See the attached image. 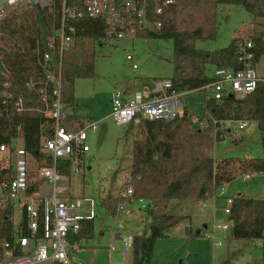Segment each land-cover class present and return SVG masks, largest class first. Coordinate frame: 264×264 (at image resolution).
Here are the masks:
<instances>
[{"label":"trees","instance_id":"16d2710c","mask_svg":"<svg viewBox=\"0 0 264 264\" xmlns=\"http://www.w3.org/2000/svg\"><path fill=\"white\" fill-rule=\"evenodd\" d=\"M230 4L242 6L254 21L246 33L240 28L229 44L215 50L195 47L197 40H212L218 26L217 6ZM264 17V0H177L153 19L160 22L158 28L146 31L138 37H154L171 40L172 87L176 92L200 89L214 78L207 66L237 69L238 49L244 39L253 44L254 64L264 55V23L256 18ZM53 15L38 6L30 8L23 0L4 4L0 13V59L9 73L8 80L12 100L7 115L0 117V142H8L18 131L21 143L39 166L51 165V157L40 151L43 137L41 128L47 117L41 112L43 103L37 94L26 86L27 80L42 77L35 63V47L43 49L53 34ZM106 25L101 19L84 15L77 30L75 44L62 55L61 102L65 108L74 107V80L95 77V50L101 43ZM21 99L26 110L18 112L16 102ZM206 125L199 128L182 116L172 121H142V136L132 141L128 153L129 175L133 187L131 199L148 200L145 210L150 218L148 232L142 231L133 238L131 264H150L157 239L176 226L185 216L166 214L165 207L171 200H206L222 187L243 174L264 173V81H259L254 91L243 98L225 95L216 100L210 96L203 101ZM247 119L257 124L262 147L261 156L224 157L217 162L211 152L215 144L216 122ZM215 121V122H214ZM65 126L80 128L84 118L68 114ZM131 123L129 124V126ZM127 133L131 134L129 127ZM39 181H29L27 191L36 190ZM230 207L232 220L230 234L235 239L264 238V199L235 195ZM101 207L113 215L116 199L107 195ZM11 207L0 210V257L2 244L12 239ZM88 233L92 221L85 224ZM197 229L195 233L197 234ZM192 229L186 228L191 235ZM200 233V232H199ZM198 233V234H199ZM238 253L232 252L219 264H229ZM264 264V248L262 254Z\"/></svg>","mask_w":264,"mask_h":264},{"label":"built area","instance_id":"2783aa9c","mask_svg":"<svg viewBox=\"0 0 264 264\" xmlns=\"http://www.w3.org/2000/svg\"><path fill=\"white\" fill-rule=\"evenodd\" d=\"M16 0H9L12 4ZM32 8L38 6L53 15L55 30L46 41V47H35V63L42 77L29 79L26 86L32 89L43 103L41 112L47 117V124L41 128L43 134L40 151L51 157V165L39 166L38 176L46 183L47 191H27L29 182L28 154L22 143L20 132L8 142H0V210L11 207L12 239L2 244L0 264H83L80 253L84 239L80 230L97 216V206L103 198L91 195H72L69 176L79 172L84 164L89 147L86 143V130L97 128V122L87 120L80 128L65 126L68 115L61 102L62 55L75 44L80 19L86 15L92 19H101L106 31L101 43L121 38H136L140 34L158 28L160 22L153 17L160 15L177 0H23ZM2 7L0 8V13ZM131 61L132 56L126 55ZM237 69L231 67L214 68L213 80L200 89L216 100L225 95L243 98L254 91L259 77L254 64L253 44L244 39L238 49ZM133 70L136 63L131 62ZM9 73L0 72V117L7 115L12 91L8 80ZM169 77L152 80V88H140L130 94L124 88L116 87L111 92V117L118 126L129 125L141 119L172 121L182 115L181 92H176ZM188 92V91H186ZM16 110H26L21 99L16 102ZM196 122L198 118L192 116ZM236 131L244 130L249 120H234ZM248 175H243L247 179ZM223 192V186L219 187ZM133 193L129 185L121 195L114 217L128 213ZM141 209L147 208L144 199L138 198ZM222 208L225 222L213 220L201 231L210 237L214 247L221 245L226 236L218 237L219 231L231 229L229 219L231 196L226 197ZM145 211V210H144ZM15 213L17 214L16 220ZM119 232L115 237L121 243V249L109 245V253L119 252L125 260L131 259L133 238L140 232L123 229L118 223ZM110 264H113L112 261Z\"/></svg>","mask_w":264,"mask_h":264},{"label":"rangeland","instance_id":"374dc122","mask_svg":"<svg viewBox=\"0 0 264 264\" xmlns=\"http://www.w3.org/2000/svg\"><path fill=\"white\" fill-rule=\"evenodd\" d=\"M218 26L216 36L212 40H197L195 47L204 50H215L227 46L234 34V30L240 28L246 33L251 28L253 16L242 6L220 4L217 6ZM172 46L171 40L154 37L121 38L117 40L100 43L95 50L94 72L92 78H76L74 80L75 106L65 109L67 114H72L87 120L97 122L95 130L87 129L86 143L89 151L86 152L84 164L79 172H73L69 176L70 193L72 195H91L96 198H104L111 195L116 199V206L121 199L122 193L131 184L129 175L128 153L131 149L134 125L140 126L142 136V120L131 123V125L118 126L111 117V92L116 88H128L132 90L133 85L140 88H152V80H159L172 75ZM130 54L132 60L126 59ZM136 63L137 69L133 70L130 63ZM214 67L207 68L212 74ZM256 72H264V57L257 65ZM139 88V87H138ZM183 104V112H187L188 118L203 128L206 125V117L203 112V101L207 98L204 91H183L180 95ZM182 112V113H183ZM183 115V114H182ZM180 115V116H182ZM178 116V117H180ZM192 116L198 120L194 122ZM215 122V121H214ZM137 123V124H135ZM220 130L224 135L221 141H215L213 159L218 160L229 157H252L261 156L262 147L260 133L255 122H251L241 132H237V123H220ZM132 133H127L128 128ZM226 129V131H225ZM231 130L227 132V130ZM134 136V134H133ZM137 139V138H136ZM29 181L37 180L38 163L28 156ZM40 182V181H39ZM42 191H47L48 186L42 183ZM264 179L259 176L253 180H243L237 177L232 180L226 188V193L236 195L238 192L246 195L260 197L264 196ZM145 201V199H144ZM148 201V200H147ZM194 199L171 200L165 207L166 214H180L185 218L176 226L166 231V236L155 242L153 256L150 264H190L186 260L187 255L197 256L192 264H219L232 252L238 253L231 259L229 264H262L264 240L235 239L231 237L230 229L216 233L218 237L225 235L219 247L213 246L210 237L202 235L210 223L208 218L202 215L213 211L214 207L223 208L226 204L225 197L210 200L203 208H199L200 202ZM133 203V204H132ZM130 207L133 215L114 217L109 215L101 205L97 206V216L93 221V236L88 239L85 250L80 253L83 264H131V259L125 260L119 252L109 253L111 242L110 229H117L118 223L126 224V230L136 232H148L150 218L147 216V208L140 209L141 203L135 199ZM145 203V202H144ZM148 206V202L145 203ZM214 204V205H213ZM201 210V211H200ZM15 220L17 214L15 213ZM218 222H225L221 217ZM192 229V234H186V228ZM101 229H107L100 234ZM200 230L196 234L195 230ZM198 230V231H199ZM115 247L121 249V243H114Z\"/></svg>","mask_w":264,"mask_h":264},{"label":"crops","instance_id":"0c3cea01","mask_svg":"<svg viewBox=\"0 0 264 264\" xmlns=\"http://www.w3.org/2000/svg\"><path fill=\"white\" fill-rule=\"evenodd\" d=\"M256 21H260V22H262V23H264V17H261V18H256L255 19ZM254 21V20H253ZM236 31H237V29L236 30H234V34H233V36L236 34ZM232 36V37H233ZM264 57V55L263 56H261V58H260V60L258 61V63H256L255 64V69L257 68V65L260 63V61H261V59ZM210 66L211 65H209V66H207V68L209 67L210 68ZM258 74V73H257ZM259 75V77H262V78H264V72L262 73V74H258ZM134 86V88L132 89V90H129L128 88H124L126 91H127V93L128 94H130L133 90H135V89H140V86H136V85H133ZM142 88V87H141ZM80 116V115H79ZM251 122H254V121H249V124L251 123ZM226 124H228V123H236V122H234V121H226L225 122ZM135 124H137V123H135ZM249 124H248V126H249ZM255 124H256V122H255ZM247 126V127H248ZM256 126H257V124H256ZM258 128V127H257ZM141 129H140V126L139 125H134V130H133V134H134V136H133V134L131 135L132 137H133V140L134 139H136V138H139L138 136L140 135V131ZM225 131H226V129H225ZM231 130H227V132H230ZM259 131V130H258ZM260 133V132H259ZM243 175H246V174H243ZM243 175H241V176H239V177H242L243 178ZM248 175V178L247 179H243V180H253L255 177H257V176H259L260 178L262 177L263 179H264V173H258V174H252V175H250V174H247ZM230 183V182H229ZM229 183H227V184H224L223 185V192L220 190V188H217L216 190H215V192H214V196L212 197V198H208V199H206V200H204V203H203V201L202 202H200L199 204V208H203L204 206H205V204H207L210 200H216V199H220L221 197H225V199H226V197H228L229 195L226 193V188H227V185L229 184ZM39 184H40V182H39ZM42 184V183H41ZM40 184V185H41ZM39 186V185H38ZM42 186H43V184L41 185V188H42ZM263 186H264V184H263ZM263 190H264V188H263ZM41 191H42V189H41ZM236 195H245V196H248V197H252V198H261V199H264V196H260V197H254V196H250V195H246L245 193H241V192H238ZM231 197H233V196H235V195H230ZM145 203L146 202H148L147 200H145L144 201ZM133 204V203H132ZM214 205V204H213ZM141 209V208H140ZM201 211V210H200ZM204 211L205 210H202V215H204V217H206V218H208L210 221H208V223H211L213 220H218L219 218H221V217H224V218H226V215L223 213V211H222V208H219V207H214V210L213 211H209V212H206V213H204ZM131 215H133V211H132V209H131V207H129V211H128V213L127 214H125V215H123V216H125L126 218H130V216ZM123 216H121V217H123ZM123 224V229H125L124 227H126V224L124 225V223H122ZM85 227L86 226H83V228L80 230V234L83 236V239H84V247H83V249L85 250V248H86V246H87V241H88V239H90L92 236H93V232H94V224H93V221H92V227H91V230H90V232L88 233L87 231H85ZM116 228H117V225H116ZM105 230H107V229H105ZM104 229H101L100 230V234L101 235H103L104 234V231H105ZM126 230V229H125ZM199 230V229H198ZM129 231V230H128ZM130 231H132V230H130ZM117 232H119V230H118V228L117 229H110V236H111V242H110V244L111 245H114V243H116V242H119V240L115 237V233H117ZM255 240V239H254ZM259 240V239H258ZM262 240H264V238L262 239ZM109 244V245H110ZM115 246V245H114ZM83 251V250H82Z\"/></svg>","mask_w":264,"mask_h":264},{"label":"water","instance_id":"95a60500","mask_svg":"<svg viewBox=\"0 0 264 264\" xmlns=\"http://www.w3.org/2000/svg\"><path fill=\"white\" fill-rule=\"evenodd\" d=\"M8 1H9V0H0V8H1L4 4H6ZM30 1L33 2V0H30ZM0 72H1V73H4V74H7V73H8V71L6 70V68L4 67V65L2 64L1 59H0ZM220 125H221V124H220L219 121L215 123V127H216V128H219ZM214 137H215V141H221V140L224 139V135L222 134V132H221L220 130H216ZM199 232H200V230L197 231V233H199ZM196 258H197L196 255H194V254H189V255H187V257H186V260L188 261V263L192 264V263L196 260Z\"/></svg>","mask_w":264,"mask_h":264}]
</instances>
